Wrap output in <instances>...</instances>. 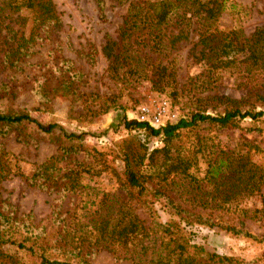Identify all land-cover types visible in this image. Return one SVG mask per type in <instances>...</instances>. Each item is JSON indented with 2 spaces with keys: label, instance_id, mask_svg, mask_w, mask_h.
Segmentation results:
<instances>
[{
  "label": "rangeland",
  "instance_id": "obj_1",
  "mask_svg": "<svg viewBox=\"0 0 264 264\" xmlns=\"http://www.w3.org/2000/svg\"><path fill=\"white\" fill-rule=\"evenodd\" d=\"M103 2V10L99 11L95 0H53L61 21L55 35L58 39L52 36L37 43L35 55L29 59L33 65L45 64L53 57L69 60L73 70L85 76L76 87L84 97L65 95L63 89L55 92L59 79L50 68L26 67L17 73L0 67V112H27L41 124L56 123L63 131L46 135L28 124L22 130L0 136V153L13 156L3 157L2 161L10 174L0 180V211L21 220L29 219L30 223L44 227L51 240L59 242L58 234L63 228L70 223L73 231L78 230L87 221L88 210L100 208L103 198L106 203L125 200L109 169L123 172L124 164L119 157L128 147L146 157L154 149L163 147L160 137H152L145 131L126 130L125 120L137 121L141 110L149 111V115L161 112L165 126L189 119L194 113L223 115L230 106L222 104L220 97L240 102L236 106L242 112H264L263 78L248 80L241 67H233L235 64L214 70L205 59L200 60L196 20L194 23L174 20L162 29L164 39L158 46H143L139 38L135 42L131 39L118 46L116 62L107 59L102 49L107 39L119 41V27L129 1ZM232 3L235 9L228 6ZM262 25V0H228L212 29L242 31L248 36ZM54 41L59 52L50 51L55 48ZM155 67L167 68L158 84L152 81L158 80L153 77ZM40 75L48 77L47 96L39 88L43 83ZM4 85L8 88L3 89ZM19 131H22L20 135ZM64 133L82 135L75 143L83 145L82 151L69 157L63 155L61 147L68 143L62 138ZM95 154L102 155L101 163L107 166L94 167L107 169L100 174L82 172L76 192L64 191L53 179L41 182L39 187L31 186L26 180L49 159L57 161L56 167L64 169L60 172L63 174L77 170V164L83 168L93 164ZM177 157L184 160L187 171L169 176L167 183L173 189L167 193L182 207L204 219L209 216L214 223L213 227L181 223L191 244L243 263L264 264V242L233 236L217 226L228 223L239 227L242 222V229L251 235L259 237L264 233V220L256 222L248 218L249 214L245 216L262 207L264 117L246 118L237 121L234 127L218 128L202 123L181 130L170 144L167 163H175ZM164 159L162 153L154 158L158 165ZM129 206L141 220L149 223L147 211L134 201ZM152 206L162 223L177 220L164 200ZM189 219L193 221L191 216ZM8 254L24 264L31 263L22 251L12 248ZM81 254L89 264H132L109 250L89 244L81 246ZM72 262L76 264L77 260Z\"/></svg>",
  "mask_w": 264,
  "mask_h": 264
},
{
  "label": "trees",
  "instance_id": "obj_2",
  "mask_svg": "<svg viewBox=\"0 0 264 264\" xmlns=\"http://www.w3.org/2000/svg\"><path fill=\"white\" fill-rule=\"evenodd\" d=\"M115 1L117 3L129 1V3L122 25L119 27V41L107 39L102 49L107 59L116 62L118 55L115 52L118 46L128 43L131 39L135 42L139 38L143 46L148 47L150 44L158 46L164 39L162 29L174 20L180 19L181 22L189 23H194L192 21L196 20L195 22L199 24L197 45L201 46L200 60L205 59L210 69H227L235 64L233 67H241L248 80H258L259 77L264 79V25L248 36L242 31L223 32L212 29V24L217 22L226 9L228 0ZM95 2L99 11H102L103 0H95ZM228 6L235 9L233 3ZM60 25L61 21L53 0H0V67L17 73L26 67H41L42 70L50 68V72L59 79L55 92L63 89L62 93L65 95L72 93L84 97V94L77 92L76 87L81 84L85 76L79 70H73L69 60L53 57L42 65H33L29 61L35 55L36 44H41L55 36ZM55 39L57 40L58 36H55ZM50 51L59 52L58 45L56 44ZM166 70V67H155L153 77H158V80L152 79L154 84L160 82ZM39 77L43 78V83L39 86L41 93L47 96L48 77L46 75ZM4 88L8 86L4 85ZM219 100L222 104L230 106L223 115L194 113L189 119H180L176 124H169L159 129H154L147 123L125 120L126 130L145 131L152 137H160L163 147L154 149L148 157L139 156L134 149L128 147V151H124L119 157L124 164L123 172L118 173L111 167L109 169L116 177L119 189L124 192L125 200L120 203H106V199L103 198L100 208L95 211L88 210V219L78 230L73 231L70 223L63 228L58 234L60 242L58 239L51 240L44 227L30 223L29 219L21 220L11 213L0 211V264H24L8 254L12 248L25 253L31 261L30 264H73V260H77L76 264H89L86 257L81 254L83 244L109 250L116 257L130 261L132 264H249L191 244L181 223L208 227H213L214 223L210 221L209 216L204 219L202 215L193 214L182 207L167 193L173 189L167 183L169 176L172 173L186 174L187 171L184 160L178 157L175 163H167L170 144L179 136V131L194 128L202 123L218 128L234 127L237 121L264 117L263 111L242 112L236 106L240 104L238 101L226 97H220ZM28 124L34 125L38 131L46 135H52L57 130L63 132L58 124L43 125L27 112H0V136H5L12 130H22ZM21 132H18L19 135ZM81 137L82 135L64 133L62 138L68 143L61 147L62 154L69 157L82 151L83 145H75ZM25 140L26 137L23 141ZM157 153H162L165 158L160 165L154 160ZM7 156L13 157L7 152L0 153V180L10 174V171L2 166L3 157ZM95 156L93 159L95 165L89 164L83 168L81 164H77L79 166L77 170L63 174L60 172L64 169L56 167L57 161L49 159L38 166L30 177H26V180L31 186L39 187L38 184L41 182L44 184L53 179L55 180L53 183L58 184L64 191L76 192L80 188L79 178L82 172L100 174L107 169L94 167L99 164L107 166L101 163L102 155L95 154ZM98 157L101 158L97 159ZM145 159L147 166L144 164ZM53 173L55 176L52 177ZM160 200L167 203L177 220H170L167 223L159 220L152 205ZM131 201L149 213L148 224L131 210L129 206ZM261 205L260 209L249 211L245 216L249 214L248 218L256 222L264 220V195ZM96 213H100L99 216H96ZM189 216L193 221H190ZM220 224L217 226L233 236L264 242V233L259 237L251 235L242 229V222L239 223V227L228 223V225ZM77 233L79 236H76ZM59 256L62 259L58 258Z\"/></svg>",
  "mask_w": 264,
  "mask_h": 264
},
{
  "label": "built area",
  "instance_id": "obj_3",
  "mask_svg": "<svg viewBox=\"0 0 264 264\" xmlns=\"http://www.w3.org/2000/svg\"><path fill=\"white\" fill-rule=\"evenodd\" d=\"M148 112L149 111L141 110L137 117V121L147 123L150 127L156 126L157 128H162L165 126V124L161 122V112H158L155 115H149Z\"/></svg>",
  "mask_w": 264,
  "mask_h": 264
}]
</instances>
